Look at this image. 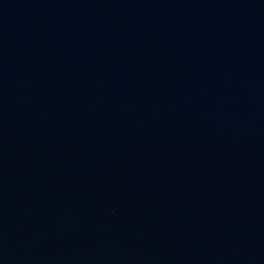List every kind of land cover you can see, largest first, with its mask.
<instances>
[{"label":"water","instance_id":"obj_1","mask_svg":"<svg viewBox=\"0 0 264 264\" xmlns=\"http://www.w3.org/2000/svg\"><path fill=\"white\" fill-rule=\"evenodd\" d=\"M0 264H264V0H0Z\"/></svg>","mask_w":264,"mask_h":264}]
</instances>
